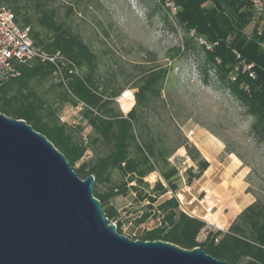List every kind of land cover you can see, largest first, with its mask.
Returning a JSON list of instances; mask_svg holds the SVG:
<instances>
[{
	"label": "rangeland",
	"instance_id": "rangeland-1",
	"mask_svg": "<svg viewBox=\"0 0 264 264\" xmlns=\"http://www.w3.org/2000/svg\"><path fill=\"white\" fill-rule=\"evenodd\" d=\"M51 3L59 20L96 55L93 77L98 91H104L105 95L118 92L113 108L124 116L132 111L139 140L151 144L156 154L161 151L168 167L177 172L173 176L176 194H179L176 198L182 199L180 206L184 211L202 220L205 216L201 202L203 189L211 198L219 199L214 212L227 214L229 211L223 205V197L215 195L211 186H204L201 181L204 172L190 183L187 181L188 171L196 173L204 159L199 148L207 147L216 160L226 156L240 161L243 169L241 198L237 201L240 212L228 224H220L215 215L209 217V223L204 222L195 241L204 242L209 233L216 232L220 233L219 240L231 227L240 231H235L236 234L249 238L253 233L250 225L264 223V143L256 144L248 136L252 118L232 92L219 82L201 44L197 42L194 50L182 53L184 30L175 22L171 27L164 21L166 8L161 0H51ZM0 9L7 8L0 6ZM27 65L31 66V61ZM79 72L83 74L86 70ZM55 75L52 79L29 83L48 101H58L66 88L57 86L58 81L63 80ZM149 77L155 78L151 88L143 91L149 99L137 103V95ZM125 91H130L134 97L128 106L121 100ZM53 108L74 140L90 143L84 155L70 165L74 171L103 153L101 145L91 144L92 129L83 115L81 103L56 102ZM162 166L159 164L145 177L151 186L157 179L164 182L159 176ZM226 168L227 172L231 170V161ZM239 173V169H235L233 178ZM120 178L114 172L112 183ZM107 186H102L100 191ZM236 189L234 186L230 193L234 194ZM188 201L191 203L187 204ZM144 205L145 202H136L134 194L129 192L126 196L111 198L105 207L112 212L111 223L118 225L123 235L140 239L137 237L143 232L159 224L154 216L141 221ZM247 207V212L241 214Z\"/></svg>",
	"mask_w": 264,
	"mask_h": 264
},
{
	"label": "trees",
	"instance_id": "trees-1",
	"mask_svg": "<svg viewBox=\"0 0 264 264\" xmlns=\"http://www.w3.org/2000/svg\"><path fill=\"white\" fill-rule=\"evenodd\" d=\"M170 1L176 13L170 21L165 9L164 21L171 27L175 22L184 30L182 53L194 50L197 38L211 46L206 49L201 45L206 61L215 68L219 82L232 92L252 118L248 136L256 144L264 143V11L254 15L250 0ZM161 2L163 4L164 0ZM0 6L15 15L19 26L30 28L36 47L63 56V82L58 81L57 86L66 88L58 101H48L29 82L52 79L54 66L37 59L31 60V66L27 62L19 64V74L0 85V112L25 120L45 135L72 165L84 155L90 143L73 139L66 124L58 120L53 104L81 103L83 115L92 129L91 144L101 145L103 153L85 161L75 172L82 179L94 176L93 195L100 201L110 222L112 212L105 205L111 198L132 192L136 202H145L141 221L149 216L159 219L156 227L137 238L171 242L185 249L198 246L228 264H264V223H252L253 233L249 238L236 234L240 231L231 227L217 242L215 238L219 232L209 233L204 242L195 241L204 221L189 215L175 196L168 195V191H177L173 179L177 172L168 167L161 151L156 154L151 144L139 140L133 112L124 116L113 108L118 92L105 95L104 91H98L93 77L96 55L59 20L51 0H0ZM191 31L194 36L190 35ZM83 68L86 72L81 74L79 70L82 72ZM154 81V77L148 78L137 95V103L149 99L143 91L149 90ZM159 164L163 165L159 176L164 182L157 179L151 186L144 179ZM208 166L209 163L202 159L196 173L188 171L187 181L199 178ZM114 172L121 178L112 183ZM102 186H107L106 190L100 191ZM248 208L241 214L244 215ZM116 230L122 234L118 225ZM244 258L247 259L243 262Z\"/></svg>",
	"mask_w": 264,
	"mask_h": 264
},
{
	"label": "water",
	"instance_id": "water-1",
	"mask_svg": "<svg viewBox=\"0 0 264 264\" xmlns=\"http://www.w3.org/2000/svg\"><path fill=\"white\" fill-rule=\"evenodd\" d=\"M93 185L45 135L0 112V264H228L120 234Z\"/></svg>",
	"mask_w": 264,
	"mask_h": 264
},
{
	"label": "built area",
	"instance_id": "built-area-1",
	"mask_svg": "<svg viewBox=\"0 0 264 264\" xmlns=\"http://www.w3.org/2000/svg\"><path fill=\"white\" fill-rule=\"evenodd\" d=\"M254 15L261 14L264 11V0H250ZM164 7L167 9L169 16L172 18L176 13V7L170 0H164ZM194 36V32H190ZM197 42L205 45L208 49L211 46L202 38H197ZM33 59L42 62H49L55 68V74L60 80H63L61 72V64L64 63V58L59 53L49 54L39 47L34 45L30 36V28L28 26H19L15 21V15L8 9H0V85L7 81L10 77L19 74L17 66L26 63ZM122 93L121 96H123ZM132 99L134 98L131 94ZM203 195L201 202L204 204L205 216L202 217L204 222L209 223V217L215 211L218 205V198H211L207 190H202ZM169 196H179L176 192L168 191ZM179 205L182 204V199L178 197ZM188 201L187 204H190ZM111 223V222H110ZM115 224V223H113ZM116 225V224H115ZM218 241V238H215Z\"/></svg>",
	"mask_w": 264,
	"mask_h": 264
},
{
	"label": "crops",
	"instance_id": "crops-1",
	"mask_svg": "<svg viewBox=\"0 0 264 264\" xmlns=\"http://www.w3.org/2000/svg\"><path fill=\"white\" fill-rule=\"evenodd\" d=\"M198 146L197 144H195ZM199 148V146H198ZM203 158L209 163V166L204 171L203 175L201 176V181H204V183L208 188L212 190L215 195L222 196L223 197V205L227 206L228 212L227 214H222L219 210L217 212H214L215 214H212L210 217L212 218L214 215L217 217L220 224H228L230 220L233 219L239 212L240 209L238 207V197L241 198L239 190L241 189V182L240 177L243 173L242 165L240 164V161L235 158V160H232L230 157H224L220 158L219 160H216V158L212 157L211 154H209V149L206 147L199 148ZM231 161L232 168L229 172H227L226 165ZM235 169H239V175L235 176L233 178L232 172ZM231 174V176H229ZM211 177V178H210ZM236 186V192L234 194H231L233 187ZM206 188V187H205ZM209 189V190H210Z\"/></svg>",
	"mask_w": 264,
	"mask_h": 264
},
{
	"label": "bare ground",
	"instance_id": "bare-ground-1",
	"mask_svg": "<svg viewBox=\"0 0 264 264\" xmlns=\"http://www.w3.org/2000/svg\"><path fill=\"white\" fill-rule=\"evenodd\" d=\"M121 100L123 101L122 104H127L126 106L130 105L133 101L130 91H125L123 96H121Z\"/></svg>",
	"mask_w": 264,
	"mask_h": 264
}]
</instances>
